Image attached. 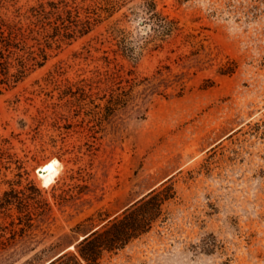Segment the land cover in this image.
<instances>
[{
	"label": "rangeland",
	"instance_id": "1",
	"mask_svg": "<svg viewBox=\"0 0 264 264\" xmlns=\"http://www.w3.org/2000/svg\"><path fill=\"white\" fill-rule=\"evenodd\" d=\"M17 1L28 8L38 0ZM144 1L131 0L90 35L52 50L46 64L16 87L0 86V144L9 139L4 148L24 162L23 184L35 180L55 202L53 185L43 186L39 167L58 158L57 181L80 166L97 170L103 180L106 166L104 198L76 216L56 208L51 235L33 254L61 243L38 264L49 262L94 228L88 223L75 231L90 215L102 211L115 217L173 177L176 196L152 230L117 253H105L102 264H264V0H156L159 9L180 20L183 33L160 51L146 49L136 61H119L149 75L200 43L218 58L191 76L183 93L175 87L168 96L153 98L145 119L123 126L118 146L101 140L92 154L81 129H59L52 117L40 122L44 113L55 116L54 103L67 80L106 67L101 57L113 47L111 26L122 28L140 54L148 31ZM190 34L196 37L188 42ZM233 61L236 72L222 74L221 67ZM17 172L15 163L10 168L0 163V196ZM9 222L0 216V223Z\"/></svg>",
	"mask_w": 264,
	"mask_h": 264
},
{
	"label": "trees",
	"instance_id": "2",
	"mask_svg": "<svg viewBox=\"0 0 264 264\" xmlns=\"http://www.w3.org/2000/svg\"><path fill=\"white\" fill-rule=\"evenodd\" d=\"M130 1L38 0L26 8L18 5L17 0H0L1 88L16 87L46 64L52 50L90 35ZM142 8L148 31L140 54L128 45L122 28L111 26L109 42L113 47L104 50L101 57L106 67L97 66L92 76L67 80L59 89V102L54 103L55 116L42 111L40 122L52 117L61 123L59 129L68 132L76 127L81 129L78 131L89 138L87 144L92 154L101 140L109 146H118L123 126L131 119H145L153 98L166 97L175 87H181L179 94L183 93L186 81L211 68L218 58L214 49L200 43L190 53L161 63L149 75L140 74L134 65L127 67L119 57L136 61L146 49L160 51L167 40L183 33L180 20L159 9L156 0H145ZM194 37L190 34L185 38L191 42ZM236 69L233 61L221 67V73L233 74ZM8 143L10 140L4 139L0 144V163L5 168L15 163L18 179L10 182V188L0 196V216L10 219L9 223H0V264H17L45 244L58 219L56 208L76 216L101 201L107 174L106 166L103 180L93 168L80 166L77 170H68L65 177L53 183L55 202H52L35 180L28 178L23 184L27 169L15 153L4 148ZM172 180L173 177L169 178L115 217L102 211L90 215L75 229L83 231L89 223L94 228L87 236L78 241L74 250L56 255L45 264H102L105 253H117L149 233L165 204L176 196ZM61 246L57 243L44 247L23 264H38Z\"/></svg>",
	"mask_w": 264,
	"mask_h": 264
},
{
	"label": "bare ground",
	"instance_id": "3",
	"mask_svg": "<svg viewBox=\"0 0 264 264\" xmlns=\"http://www.w3.org/2000/svg\"><path fill=\"white\" fill-rule=\"evenodd\" d=\"M61 165L62 163L58 158H54L49 163H47L46 167L49 168L51 166L52 170L49 171V173L40 176L41 180L44 181V183H42L43 186L48 187L53 185L58 175H60Z\"/></svg>",
	"mask_w": 264,
	"mask_h": 264
},
{
	"label": "water",
	"instance_id": "4",
	"mask_svg": "<svg viewBox=\"0 0 264 264\" xmlns=\"http://www.w3.org/2000/svg\"><path fill=\"white\" fill-rule=\"evenodd\" d=\"M48 169H49V168H47L46 165H45V166H42V167H39V168L37 169V174H38L39 178H40V176L49 173ZM40 179H41V178H40ZM41 183H44V181L41 180ZM86 236H87V235L82 236L80 240L84 239ZM72 246H73V248H72ZM75 246H76L75 244H74V245H71L70 247H68L67 249H65V250L62 251L61 253H59L58 256H60L61 254L65 253V252H67V251H69V250H74V249H75ZM58 256H57V257H58Z\"/></svg>",
	"mask_w": 264,
	"mask_h": 264
},
{
	"label": "snow or ice",
	"instance_id": "5",
	"mask_svg": "<svg viewBox=\"0 0 264 264\" xmlns=\"http://www.w3.org/2000/svg\"><path fill=\"white\" fill-rule=\"evenodd\" d=\"M52 170V168H51V166L49 167V169H48V171H51Z\"/></svg>",
	"mask_w": 264,
	"mask_h": 264
}]
</instances>
